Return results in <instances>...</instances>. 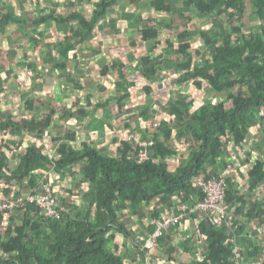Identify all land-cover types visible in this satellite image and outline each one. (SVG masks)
<instances>
[{
    "label": "trees",
    "instance_id": "16d2710c",
    "mask_svg": "<svg viewBox=\"0 0 264 264\" xmlns=\"http://www.w3.org/2000/svg\"><path fill=\"white\" fill-rule=\"evenodd\" d=\"M118 1L120 0H93L90 16L75 8L76 4L73 3L62 11H43L33 19L19 15L15 5L8 6L3 2L0 10V34L3 33L1 29L14 23L18 25V32L25 31L29 37V28L34 26L39 33L38 36L29 38L30 48L40 50L39 54L37 58L29 60L26 53L22 62L18 61L16 65L21 69L24 64L27 65V71L31 69L34 76L43 67L51 64L57 70L63 71L69 53L76 51L78 46L83 45L94 34L98 25L110 16L109 12ZM140 1L129 0V4ZM148 2L154 11L174 17L160 25L149 20L144 26L138 14L133 21H129L128 28L134 26L138 29L141 42H145L144 46L151 43L137 65L140 77L149 82L162 81L160 73L173 66L177 73L173 83L184 85L192 82L198 89H202L207 82L214 92L228 94L222 95L216 102H204L194 108V99L179 98L176 92L171 91L167 103L168 116L162 118L155 131L146 130L142 137L145 138L143 140H154V144L146 148L149 158L145 161L136 158L142 148L126 139L121 140L116 156L104 154L88 142L77 147L74 144L76 138L72 142H61L58 148L61 155L59 159L43 153L36 143L30 144L25 152L20 153L16 168H11L3 156H0V182L4 180V183H15L19 188L36 186L43 175L41 171L47 170L51 165L55 171H61L81 164L80 182L89 183V189L83 193L84 206L66 207L58 219H48L32 203L18 208L26 211L25 221L22 225L15 222L8 225L6 237L0 238V264H128L126 254L119 253L120 245L115 244V239L118 234L123 235L125 242L122 246L129 248V238H134L137 231L134 230L131 214L138 217L139 222L143 219L149 220L147 230L148 235H151L157 227V221L165 218V213L158 211L160 202L166 204L173 201L176 194L177 197L188 194L192 190V179L199 175H203L205 179L219 178L222 168L229 169L233 165V154L239 153L252 127L259 126L264 132V0ZM195 9L196 13L202 14L201 22L210 19L214 14L220 17L218 29H190L192 26L198 27L193 21ZM245 15L262 21V28L255 27L251 32L240 34L241 25L235 17L242 19ZM51 21L65 31L66 41L62 40L55 45L46 43L44 46L41 35L46 34V31L38 27L44 23L50 25ZM112 21L115 24L114 18ZM225 21L228 23L225 24ZM162 27L169 31L176 29L177 40L174 42L171 36L161 37ZM195 34L201 36L202 40L199 41H203L204 50L193 46L191 38ZM163 45L174 49L173 58L164 57L163 53L157 54V50ZM17 54L8 51L7 55L12 63ZM118 66L123 68L121 63ZM107 70L108 68L104 69L102 75H106ZM16 71L14 68L7 69L6 73L11 76L6 80L12 79V74ZM119 71L121 72L120 69ZM123 74L120 73V80L117 82L120 89L125 86L126 79ZM13 78L18 79L15 76ZM29 82L38 85L34 80ZM135 84L132 82L129 87ZM2 86L1 83L0 87ZM7 88L12 89L10 82L7 83ZM145 89L150 91L152 86L145 85ZM21 97L27 99V109L33 110V97L28 92ZM130 97V92L121 94L118 100L120 110H123ZM226 100H231L232 104L227 106ZM149 108L150 104H145L139 111L146 122L152 121L155 115L150 113ZM65 112L73 116V113ZM54 114L55 111L51 109L37 119L32 115L31 118L21 115L17 108L0 109V132L5 137L7 133L10 134L5 139L4 146L13 150V146L18 148L22 145L16 138L22 127L31 134L34 132L36 136L44 134L51 128ZM52 138L58 140L65 136ZM174 139L189 146L185 158L172 171L169 169V159L178 153L171 142ZM260 141L257 145L260 155L253 162L250 157L237 158L241 163L246 161L252 164L246 178L248 190H237L234 176L227 179L226 202L233 208V230L228 226L229 219L222 226H217L210 216L203 218L198 223L199 232L202 233L201 240H204L203 247L200 254L193 253L191 264H237L240 262L239 257L241 260L248 257L256 262L261 257L264 259V234L262 243L256 245L253 244L250 236L252 233L249 231L255 220L264 223V200L257 196L253 198L252 195L258 190L261 196L264 194V138ZM11 191L6 185L0 186V193L10 194ZM186 199L187 197L181 201ZM139 206L144 207L145 212H141ZM164 208L171 211L173 206L167 205ZM197 213L198 211L191 212L196 218ZM0 218H3L2 214ZM167 242L163 233L156 239L155 247L142 249L141 243H138L135 249L146 257L151 251L157 250L160 243L163 245L168 244ZM236 245L241 247L238 258L235 254ZM168 250L166 260H174V246H170Z\"/></svg>",
    "mask_w": 264,
    "mask_h": 264
},
{
    "label": "crops",
    "instance_id": "0c3cea01",
    "mask_svg": "<svg viewBox=\"0 0 264 264\" xmlns=\"http://www.w3.org/2000/svg\"><path fill=\"white\" fill-rule=\"evenodd\" d=\"M70 1L69 6H60L61 1H50L52 6H54L53 11H62L63 9L67 7H71V4H76L75 8L81 9L82 11L87 12V10H84L83 6L86 4H92L93 0L90 2L87 1H81V0H68ZM5 2L8 6L10 5H15L18 9L19 15L23 16V9H24V1L23 0H4L2 1L1 4ZM117 4L113 5V9L115 10ZM49 8V7H48ZM86 9V7H85ZM91 12V11H89ZM127 11H124L125 19L126 22L129 23L130 20H134L132 17H127L126 13ZM129 12V11H128ZM114 18L115 24L113 23L112 19ZM112 19H109V23L111 28H115V25L117 27V21L115 17H112ZM53 23V24H51ZM51 29L53 30L54 26H56V23L54 21H51ZM102 22L99 24L101 25ZM48 25V24H46ZM53 25V26H52ZM114 25V26H113ZM49 26V25H48ZM145 26V25H144ZM18 25L17 24H10V26L6 27L3 29V33H7V39L5 40L7 46L9 48V51L18 53L17 57L13 60L12 65H7L6 67L3 66L1 67V60H4L5 63L7 61H11L12 59L7 55L4 58H0V69L2 68L0 72V84L2 83L3 86L1 89L6 90V79L9 78L10 76L6 73L7 69L14 68L17 70L14 74H12V79L9 80L10 82V87L12 89H9L8 91H5L6 93H15L18 94L16 99H20V103L22 104L21 107H19V112L21 115L25 117H32L35 116L37 119H39V116L42 115L44 112L49 111V110H54V120H52V126L51 128L46 132V135L48 138H45L43 141H41L39 138L35 137L34 132L31 134L30 132L26 131L25 128H21V130L18 132L17 139L18 141L22 142V145L20 146V150H24L27 146H29L32 143H36L38 146L40 145L41 148L45 149L43 150V153L49 154L51 157H54L55 159L61 158V155L58 153V148L61 142L67 143L68 141H74L72 139L78 140V143H83V142H88L100 149L101 151L104 152V154H110L112 156H116L117 154L111 153L112 151H117L118 152V146L121 142L122 139H125L128 135L133 136V133L135 132V137L138 138V136L141 135V138L143 135H145L146 129H144V126L147 125V127H151V122L155 119H158V115H154V110L155 104H152L151 102H140L139 97H134L133 96V89H141L144 92L150 93V91L155 92L158 88L165 87L166 89L169 90V95H171V91L173 92H179L181 88H183L184 85H191V88H196L194 84H178V83H173V79L177 77V73L172 66V71L169 73H165L166 70L162 71L160 73L161 77L163 78L162 81L158 82H149L146 79L140 77V73L137 71V65L139 64L138 58H136L134 61L133 59L127 56H121L118 53H115L113 50H111V45H110V56L109 52L107 49H105L104 43L99 44V47L101 46V49L99 47H96L95 45H91L93 47H90L89 50L91 54L85 55L86 49H84L82 45L78 46L76 51H72L69 53L68 56V62L66 63V67L63 71H59L56 69L54 65H48L43 67L41 70L38 72V77L34 76L31 73V69L27 71V65L21 69L19 66L16 65L18 61H21L26 53H29L30 50H27V47L24 48V51H27L25 53H22L23 55L19 57V52L22 50V42L19 44H16L17 40H21L22 37H25L28 40V47H30V41L29 37L26 36V32H18L17 29ZM32 26L29 28L28 35L31 32ZM38 28L44 29L46 31V34H43L42 37V43L45 46L46 43H51L53 45L61 43L62 38H54L52 42L51 40L46 39L47 35V29L45 28L44 25L39 26ZM124 28V33H125ZM131 29L137 30L138 29L134 26H131ZM57 32V30L55 29ZM122 33L121 29L120 32ZM123 33V34H124ZM9 35V36H8ZM141 35V34H140ZM161 36V34H160ZM169 35H164L161 37H168ZM172 38V37H171ZM133 39V38H132ZM41 40V39H40ZM23 41V39H22ZM174 41V40H173ZM131 50L134 52H130V56L132 54H135L138 50H143L144 56L147 53V48L149 46H144V43L141 44V46H137L134 44V40L131 41ZM175 42V41H174ZM85 45V43L83 44ZM177 45V44H176ZM96 47V48H94ZM171 49L172 47H168L167 45H163V49L161 50L160 53L164 54V57H169L173 58L172 55H165L164 49L165 48ZM32 49V48H31ZM33 50V49H32ZM174 50V49H173ZM40 50H34V57L37 58ZM113 52V53H112ZM8 53V52H6ZM158 54V52H157ZM30 55H28L29 57ZM36 56V57H35ZM141 56V57H142ZM9 57V58H6ZM140 57V58H141ZM33 58L29 57V60H33ZM22 62V61H21ZM118 63V64H117ZM120 63L123 65L122 69L119 68L118 65ZM15 66V67H14ZM107 74L102 75V71L104 69H107ZM21 69V70H20ZM121 70V72L119 71ZM90 70V71H89ZM174 70V71H173ZM5 72V73H4ZM120 73L123 74L126 79L124 81L125 86L123 88H118L117 82L120 80ZM16 77L18 79H15L13 77ZM96 76H99V79H96ZM51 80L53 82L51 85H45L44 82H47V79ZM124 78L122 80H124ZM102 79V81H101ZM15 80L16 82H12ZM30 80H34L35 83H38V85L35 86ZM38 80V81H37ZM172 80L171 87L170 84H168L169 81ZM96 81H100L101 84L96 83ZM135 82V86L129 87V84ZM207 83V82H205ZM151 85L152 89L150 91H147L145 89V85ZM110 85V86H109ZM24 88H26L24 90ZM47 88V89H46ZM49 88V89H48ZM162 88V89H163ZM101 89V93H106L110 91L109 96H96L94 92L99 91ZM46 91V92H44ZM28 92L31 97L34 98L32 95H36V99L40 101H44V103H36L34 101V111L37 109L38 106H41L44 112L42 114H39L37 116V113L40 109V107L37 109V112L35 114L32 113L30 116L27 115L28 109H27V104L26 100L27 99H21V95L23 93ZM44 92V93H42ZM125 92H130L131 97L127 101V104L125 107H123V110L119 109L118 106V100L121 98V94ZM109 94V93H107ZM151 94V93H150ZM40 96V98L38 97ZM148 95H146L147 97ZM32 98V99H33ZM104 98V99H101ZM12 99V97L10 98ZM6 102L4 103L3 106H0V109L2 110L4 107L7 109H16L18 105L15 104V102H11L9 99H4L1 100L0 102ZM89 102L91 104L89 105ZM105 103V104H104ZM7 104V105H5ZM145 104H150L149 111L151 114L154 115V118H152V121H144L141 116H140V107L145 105ZM168 105V104H167ZM128 109H131L130 111H127ZM18 110V108H17ZM25 110V111H24ZM27 110V111H26ZM169 110V109H168ZM71 112L73 113V116H70L66 114V112ZM79 111H82L83 113H80ZM82 116H80V115ZM168 115V114H166ZM69 116V117H68ZM162 118V117H161ZM160 118V119H161ZM20 121V120H19ZM143 126V127H142ZM141 127V128H140ZM255 127V131L259 129V126ZM252 127V129L254 128ZM251 129V130H252ZM1 133V132H0ZM63 133V134H62ZM69 134V135H68ZM26 135H31L33 138L31 139V142H29V138L26 139ZM56 136H65L63 139H58L54 140V138L51 137ZM254 135H258L257 133H254ZM30 137V136H29ZM134 137V138H135ZM42 139V138H41ZM27 141V143H26ZM75 144V142H74ZM77 144V143H76ZM182 147L185 146L183 143ZM183 151H188L187 146L183 147ZM245 147L243 146L241 150H239V153L237 156H234V159L232 160L233 165L229 169H221V174L226 173L228 171V177L234 176V179H236V189L241 190V192H245L248 190L247 186V177L249 174V171L244 170L243 168H239L241 165L244 164L245 162L243 161L242 163L237 161V158L239 157L240 159H245L250 157L252 159L256 154V152L251 151L250 149H246L243 151ZM15 151L17 148L14 149ZM178 153L175 156H172V158L169 159V163H172L174 165L173 169H171V163L169 169L174 171L177 166L179 165L180 161L185 158L187 154H183V151H179L177 149ZM22 152L16 153V155L13 157L17 160L16 165L12 164L13 159L9 156L7 158L3 159L9 163V166L11 168H16L18 165L20 159L19 155ZM251 153V155L249 154ZM232 159V158H231ZM253 162V161H252ZM252 164L250 163V167ZM77 167V168H76ZM81 164H77L76 166L72 167L69 166L67 168L62 169L61 171H55L53 168V165L49 166L47 170L41 171L43 173L42 177L40 178L38 184L36 186H28L25 188H19L15 183L13 184H8L4 183V180L1 181L3 182L0 184V186H7L9 187L12 191L10 194H5V192L0 193V199H19L21 198V204L19 207L15 208L14 210L4 212L2 214L3 218H0V238L6 237V231L8 225H12L13 222H15L17 225H22L24 223L26 211L22 209L21 211L18 208H23L25 205L28 203H32L35 206H37L40 210L41 208L34 202L26 201V194L29 192L30 194H35L38 192L37 187L41 185V182L43 180H50L52 184L54 185V190H55V195L57 198H65L64 201H61L63 204L65 201L69 202V208L72 207V205H75L78 208H82L84 206L83 204V193L89 189V184L87 182L81 183L80 179V172H81ZM212 168H209L211 170ZM242 169V170H241ZM247 169V167H245ZM244 170V171H243ZM250 170V169H248ZM80 183V186H77ZM240 183V184H239ZM264 188V187H263ZM260 190L257 191V193L254 191L252 193L253 198H256V196L260 199V197L264 200V194L262 193V196L260 195ZM263 192V190H262ZM19 193V194H17ZM185 193L184 195L178 196L177 194L175 195V199L173 201H169L166 204H161V202L158 204V211L159 212H164L165 215L164 217H168L170 215H173V213L178 212V207L180 204H188L192 205L202 199V194L198 189H192L190 192L188 191V196ZM187 199L185 201H181L184 198ZM156 202H159L155 199ZM226 204L229 206L230 212L226 218V221L229 219L230 221L228 222V226L230 227L231 231L233 230L232 227V220H233V208L231 207L230 204L226 202ZM169 206L172 205L173 208L171 211L168 209H165L164 206ZM154 205L152 204L151 207ZM142 206H139V209ZM18 209V210H17ZM201 211H198L197 213V218L194 217L192 214H189L185 217L184 220H182L180 223H176L171 225L168 229H165L163 233L166 235L167 243H163V245L160 243L159 249L151 251L149 256L144 257L141 252L135 249V246L138 243L144 242L149 236L153 235L156 232V229L154 233L151 235H148V230H147V225L150 224L148 219H143L142 222H139V218L136 216H132V219H134L133 224L134 230L136 231V234L134 238H129V242L127 243L129 245V248H124L122 246L123 242H125V238L123 235L118 234L116 239H115V244L118 243L120 245L119 253L126 254V261L128 264H191L192 260H187L185 259V253L191 251L190 249L193 247H196L195 249L200 248L202 250L203 247V241L201 240L202 233L199 232L198 229V223L206 217V215ZM14 218V221L12 220ZM21 219L20 222L18 220ZM49 219V218H48ZM224 221V222H226ZM258 220H255L254 223H256ZM223 222V223H224ZM222 223V224H223ZM242 223V222H241ZM254 223L252 225H254ZM261 223V222H260ZM217 225V226H222ZM263 226L262 228V233L258 232L255 236L253 237L254 233L251 232L253 229L250 227L249 231L252 233L250 236L253 239V244L259 245L262 243V235L264 234V223H261ZM215 225V224H214ZM162 233V234H163ZM161 234V235H162ZM185 243V245H183ZM174 246L176 252L172 254V256L175 257L174 260H166L167 254L169 247ZM167 247V248H166ZM188 247V248H187ZM240 246L236 245L235 249V254H237V258L240 256L238 253V250H240ZM164 254H163V253ZM194 253H197L196 250H194ZM157 254H159L157 256ZM5 256V253L3 254ZM194 258V254L192 255ZM262 257L259 262H256L254 259H250L248 257H243L241 260V257H239L240 262L237 264H259L262 261ZM171 261V262H170ZM242 262V263H241ZM261 264V263H260Z\"/></svg>",
    "mask_w": 264,
    "mask_h": 264
},
{
    "label": "rangeland",
    "instance_id": "374dc122",
    "mask_svg": "<svg viewBox=\"0 0 264 264\" xmlns=\"http://www.w3.org/2000/svg\"><path fill=\"white\" fill-rule=\"evenodd\" d=\"M2 1H4V0H2ZM2 1H0V10H2V8H1ZM23 1H24V9H23L24 13H23V16H28L31 19H33L37 14H40L43 11L47 12L49 10L50 12H53V10H54V6H52V4H51V2L49 0H23ZM53 1H61L60 6H65V5L69 6L70 5V1H68V0H53ZM148 1L149 0H141L140 2L134 3L132 5L129 4V0H120V1H118V4L116 5L115 10H111L109 12L110 16L105 21H103L101 25H98V27L96 28L94 34L92 36H90L85 41V45H82V46H84L83 48L86 49V51H87V52H85V55L91 54V52L89 50H87L90 47H93L91 45H95L96 47H99V44L104 43L103 45H105V49H107V51L109 52V56L111 54V52L109 50L110 45H111V50H113L115 53H118L121 56H127L129 58L131 57L133 59V61L136 58H138V60H140V57L144 54L143 50H138L137 52H135V54H132V56H130V52H133L131 50V47H132L131 46V43H132L131 41L134 40L138 47L141 46V44H142L141 38H140L141 36L139 34V31L131 29V28L130 29L128 28L129 24L126 22L124 11H127V12H125L127 17L134 18V16L136 14H138L139 17H140L142 25H146L149 22V20H151L152 23H156V24L160 25L163 22H168L171 17H174L172 15L162 14L160 12L154 11L151 8L150 3ZM85 7H86V9H85ZM83 8H84V10H87L86 15L90 16L91 12H89V11H91L93 9V4H91V3L90 4H86V5L83 6ZM194 14L195 15H194L193 21L196 22L198 27L192 26L190 29H192L193 31H196L198 29L201 30V28L205 29V30L218 29V26H219L218 24L220 23L221 18L216 16V14H214L210 19H208V20H206L204 22L200 21V18L202 16V14L200 12L196 13V9L194 11ZM246 16H248V19L246 18ZM112 17H115L116 19H118L117 27L115 25V28H111L112 26L110 27V24L112 25V23H109V19H112ZM235 20H237V23L241 25L240 34L242 32H251L252 30H254L255 27H257L259 29L262 28V24H261L262 21L260 22V20H258L255 17H251V19H250L249 15L243 16L242 19H239L238 17H235ZM227 23L228 22L225 21V24H227ZM243 23H246V24H243ZM12 24H14V23H12ZM51 24H53V23H51ZM43 25L47 29V35H46L47 41L51 40L50 42H52V41H54L53 40L54 38H59V39L62 38L64 41H66V38H65V34L66 33H65V31L62 28L54 26L53 27L54 29L52 30L51 29V25L48 26L45 23ZM124 28H128V29H125V33H124ZM162 28H163V30H161V36L169 35V36L172 37V39L174 41L177 40V37H176L177 30L176 29L172 30V31H169L165 27H162ZM31 29H34V32H30L29 38L32 37V36H38L39 30H36V28L34 26ZM55 29L57 30V32L55 31ZM120 29H121L122 33H119ZM1 31L3 32V29H1ZM6 39H7V33H6V35L5 34H0V58H4L5 56H7L6 52L9 51V48L6 47L7 46V44L5 42ZM22 39H23V41H22ZM22 39L16 41V44H18V43L20 44L22 42V46H21L22 50H21V52H19L20 53L19 57L23 55L22 53L27 52V51H24V48L27 47V50H30L29 53H31V54H28V55H30L29 57L33 58L34 57V50H32L30 47L27 46L28 45V40L25 37H22ZM191 39L193 41V46L195 48L196 47L197 48H201L202 50L205 49L203 41H201V43L199 41V39H201V36L199 34H195L194 36H192ZM144 44H145V42H144ZM146 44H147V46H149L151 43H146ZM96 47H94V48H96ZM99 48L101 49V46ZM162 49H163V46L160 47L157 50V52L160 53ZM163 51H164L165 55H172L173 57L175 56V55H173L174 54L173 53V48H171V49L165 48ZM6 58H9V57H6ZM199 60H200V58L198 59V61ZM7 65H12V62L9 60V61H7L5 63L4 60H1V67H3V66L6 67ZM171 68L172 67L169 68L170 72L172 71ZM169 69L166 70L165 73H169ZM1 70H2V68L0 69V72H1ZM98 77L99 76H96V79H99ZM101 81H102V79H101ZM7 83H9L8 80H6V87H7ZM44 83H45V85H51L53 82H51V80L48 77L47 82H44ZM96 83L101 84L100 81H96ZM171 83H172V80L168 82V84H170L169 87H171ZM162 88H163V86L158 88L153 93H152V91H150L151 94L148 93V92H144L141 89H137V88L133 89V96L134 97H136V96L139 97L140 102H144V101L151 102L152 104H155L154 106H156L155 110H154L155 111L154 114L158 115V119H155L154 121L151 122V126H152L151 128H149L150 126L147 127V125L144 126V129H146V130L150 129V131H152V132L155 131L156 128L159 126L162 118H166L168 116L166 114L168 113V109H169L168 105H167V103L169 101V98H170L169 90L166 89L165 87L163 89ZM25 89L26 88H24V90ZM237 89L238 88H236V90ZM8 90H9V88H6V90H5V88L0 90V99L1 100L9 99L12 103L15 102V104L18 105L17 108H18V113H19V109H20L19 107H21L22 104L20 103V99L19 98L16 99L18 94L11 93V92L10 93H6L5 91H8ZM100 91H101V89L99 91L94 92L95 95L96 96H100V97L102 95V97H104V96H109L110 93H111L110 91H108L106 93L100 94L101 93ZM232 91H234V90H232ZM44 92H46V91H44ZM44 92H42V93H44ZM107 93H109V94H107ZM176 93H177L176 95L179 98L194 99L195 100L194 108L199 107L204 102H206V103H208V102L213 103L212 101L216 102L217 100H220V97L222 95L228 94V93H225V92H222V93L214 92V90L212 88H209V85L207 83L203 84L202 89H198L197 87L196 88H191V85H184L183 88H181V90L179 92H176ZM146 95H148V96L146 97ZM32 96H34L33 100L36 103H41V105H42V103H44V101H40V100L36 99V95H32ZM11 97H12V99H10ZM38 97L40 98V96H38ZM101 99H104V98H101ZM4 103H6V102H3V101L0 102V106H3ZM231 104H232L231 100H226V105L227 106H230ZM5 105H7V104H5ZM39 107H40V109H39V111L37 113V116L39 114H42V112L45 111V110H43L41 108V106H38L37 109ZM37 109L34 110L35 114L37 112ZM130 110L131 109H128L127 111H130ZM34 112L28 110L27 115L30 116ZM256 127H258V126H256ZM254 129H255V127L252 130L249 131V134L245 138V141L242 143V146L245 147V149L243 151H245L246 149H250L251 151L256 152L255 153L256 155L252 159H250L251 162L254 161V159L257 156L260 155L259 154L260 152L258 151L257 145L259 144V142H261L260 140L264 138V132L262 131L261 128H259L256 131ZM48 130L49 129H47L46 132ZM136 131H139V130L135 129V132ZM46 132L44 134H41L40 136H36L35 135V137H37V138L41 137L42 139L41 138H39V139L41 141H43L45 138H48V136L46 135ZM135 132L133 133L134 137H135ZM254 133H257L258 135H254ZM9 136H10L9 133H7L6 137H5V135H2V133H0V156H3L4 158H7V156L11 157L13 159V161H14V162H12V164L16 165L17 160L13 157V155L15 156L17 151L18 152H23L24 150H20V147H18L17 150L15 151L14 150L15 149L14 146L12 147L13 150H10L8 147L4 146L5 145V141H6L5 139L8 138ZM51 137H53V136L51 135ZM128 137H133V136H131V135L129 136L128 135L125 139L130 141L131 143L141 147L140 144L136 142V139H134V137H133L132 141L129 140ZM28 138H29L28 141L31 142V139L33 137L31 135H26V139H28ZM138 138H139L138 141H144L142 139H145V138H141V135L138 136ZM68 142H70V141H68ZM171 142L173 143V145H175L176 150L178 149L179 151H183V149H184L183 147H186V146L188 147L189 146V144H186L185 146L182 147V144H181L182 142L179 141L178 139L171 140ZM26 143H27V141H26ZM75 144H76L77 147H81V145H82V144L78 143V140L75 141ZM119 146H120V144H119ZM242 146H241V148H242ZM241 148H240V150H241ZM256 148H257V150H256ZM43 150H45V149H43ZM233 152L234 151H232V154H233ZM111 153L118 154V152L115 151V150L112 151ZM187 153H188V151H183V154H187ZM233 155L237 156L238 153H234ZM251 162H245V166L243 164L239 168H243L244 170L249 171L248 169H250V163ZM172 163H174V162H172ZM172 163H171V167H170L171 169H173V167H174V165ZM218 167L222 168L220 165H218ZM245 167H247V169H245ZM80 169H82V167H80ZM80 176H81V172H80ZM45 182H51V181L50 180H43L41 182V185H39V187H37L38 193L44 192L42 187H43V184ZM2 183L3 182H0V184H2ZM53 189H54V185H53ZM29 197H30V193L27 192L26 198H29ZM58 200L60 201L62 206H65V207L69 206V202L65 201L64 204L61 202V201L65 200L64 197L61 198V199L58 198ZM140 209H141V212H145L144 207H141ZM201 214H203V213H201ZM131 215L135 216L134 214H131ZM20 221H21V219L18 220V222H20ZM262 226L263 225L260 223V221H257L256 223H254V225L252 226L253 229L251 230V232L254 233L253 237L256 238L255 235L258 232L262 233V228H263ZM183 245H185V243ZM195 248L196 247H193V248L190 249L191 251L188 250V252L185 253V257H186L185 259H187V260L194 259L192 257V255L194 253V250H196L197 253L200 254L201 248H200V251H199L198 248L197 249H195ZM168 253L169 252H166V254H168ZM158 255L159 254H157V256ZM263 261H264V259H262V263H263Z\"/></svg>",
    "mask_w": 264,
    "mask_h": 264
},
{
    "label": "built area",
    "instance_id": "2783aa9c",
    "mask_svg": "<svg viewBox=\"0 0 264 264\" xmlns=\"http://www.w3.org/2000/svg\"><path fill=\"white\" fill-rule=\"evenodd\" d=\"M129 140H133V137H128ZM136 142L140 144L142 149L140 150L137 158L140 161H145L149 158V154L146 148L151 147L154 144V140L138 141L139 138L135 137ZM143 140V139H142ZM227 175L221 174L219 178H204L203 175H199L192 179V189H198L202 194V199L192 205L180 204L176 215H170L163 220L157 221L156 232L149 236L144 242H141L142 249L153 248L156 245V239L160 236L165 229H168L171 225L181 222L191 212L201 211L206 216H210L212 222L216 225H221L230 212L229 206L226 204V192H227ZM42 193L30 194L26 201L36 203L44 215L48 218L58 219L61 216V212L65 210V206H62L60 201L54 194L53 184L51 182H45L42 187ZM22 199H0V215L4 212L14 210L19 207Z\"/></svg>",
    "mask_w": 264,
    "mask_h": 264
},
{
    "label": "clouds",
    "instance_id": "9594fccd",
    "mask_svg": "<svg viewBox=\"0 0 264 264\" xmlns=\"http://www.w3.org/2000/svg\"><path fill=\"white\" fill-rule=\"evenodd\" d=\"M54 194H55V190H54ZM56 196V195H55ZM56 198H57V196H56ZM58 199V198H57Z\"/></svg>",
    "mask_w": 264,
    "mask_h": 264
}]
</instances>
